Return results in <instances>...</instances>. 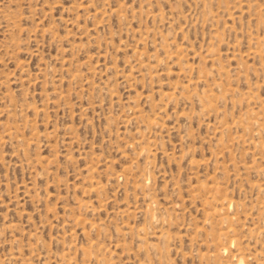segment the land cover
<instances>
[{
    "label": "rangeland",
    "instance_id": "rangeland-1",
    "mask_svg": "<svg viewBox=\"0 0 264 264\" xmlns=\"http://www.w3.org/2000/svg\"><path fill=\"white\" fill-rule=\"evenodd\" d=\"M0 264H264V0H0Z\"/></svg>",
    "mask_w": 264,
    "mask_h": 264
},
{
    "label": "bare ground",
    "instance_id": "bare-ground-1",
    "mask_svg": "<svg viewBox=\"0 0 264 264\" xmlns=\"http://www.w3.org/2000/svg\"><path fill=\"white\" fill-rule=\"evenodd\" d=\"M258 53V52H257ZM142 57V56H141ZM219 71H221V70H219ZM203 78V77H202ZM4 82V81H3ZM187 86V85H186ZM230 87V86H229ZM182 88V87H181ZM227 89V88H226ZM212 93V92H211ZM254 104V103H253ZM263 112V111H262Z\"/></svg>",
    "mask_w": 264,
    "mask_h": 264
}]
</instances>
